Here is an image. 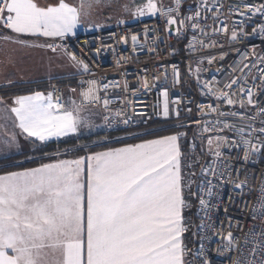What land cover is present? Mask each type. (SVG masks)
I'll use <instances>...</instances> for the list:
<instances>
[{"label":"snow or ice","instance_id":"1","mask_svg":"<svg viewBox=\"0 0 264 264\" xmlns=\"http://www.w3.org/2000/svg\"><path fill=\"white\" fill-rule=\"evenodd\" d=\"M100 2L79 0L77 6L69 4L67 0H56L55 3L41 6L36 0H0V28L9 33L0 35V39L22 47H48L56 51L51 44L34 45L22 37L39 35L62 39L66 34L73 33L81 22V15L87 16L88 10ZM180 4L181 0H175L176 7L164 8L155 0H146L136 7L133 15L159 13L167 18L168 25H177L179 32L188 22L200 18L201 7L197 5L195 16L178 20L172 13L179 14ZM244 8L245 12H239V9L229 11H237L241 16L249 12L264 15V4L258 7L245 4ZM190 26L193 29L199 27L195 22ZM223 27L227 31V26ZM233 27L235 29L237 26ZM165 31L170 32V29L166 28ZM261 31L264 32V27ZM241 34L242 28L240 33L233 30L230 39L237 40ZM131 39L135 42L136 35ZM66 54L85 72L88 71V65L77 61L73 53ZM259 59L264 63V58ZM247 67L249 65L244 64V68ZM255 79L257 77H253V81ZM259 79L264 85V75ZM239 83V80L232 79L225 87L231 88ZM204 86L209 88L208 94L215 95L210 85ZM102 87L106 92L109 85L105 83ZM144 87L148 88L147 82ZM100 88L97 81L89 80L87 88L80 93L81 102H72L70 107H66L59 99L53 101L52 92L44 94L36 91L15 96L10 104L0 97V106H3L0 121H11L19 129L20 135L33 143L39 141L45 144L52 137L78 135L81 128L92 127L88 117L83 114L86 110L85 101L89 104L100 103ZM239 92L242 97H246L241 99V109H256V115L223 112L208 106L224 119H217L212 127L208 126L211 122H205L202 131L223 132L227 129L239 137V140H229L226 136L217 135L216 149L213 150V137L209 136V152L217 159L223 157L221 144L229 148L242 146L245 161L264 151V120L260 121V128L253 126L258 116H264V108L258 107V98L253 99L250 87L241 85ZM163 95L167 97V92ZM232 95L235 93L221 91L216 99L234 106ZM102 103L107 108L111 101L105 98ZM188 111L191 112V109ZM176 113L178 116V109ZM163 116L169 117L167 103L164 104ZM228 117L238 118L241 123L230 124ZM104 120L111 127L112 119L105 116ZM129 121L130 118H125L123 123L127 125ZM194 123L199 125L201 121L196 120ZM181 135L186 134L177 133L72 160L57 159L38 167L0 174V264H184L186 249L182 237L187 229L183 210L188 205L183 194L185 179L177 143ZM0 144L9 148L19 146L16 135L7 136V133L0 137ZM87 147L79 145L74 150L83 151ZM68 151L71 150L66 149L65 154ZM14 166L19 167V164ZM224 171H228V168L225 167ZM209 173L221 183L224 182V174L220 172L217 177L215 164L201 168L206 183L200 184L198 188L206 190L211 198L215 185L207 179ZM191 185L192 181L189 180V191ZM244 187L243 182L235 184L236 189ZM193 195L198 193L194 192ZM199 203L202 209L207 210L209 200L201 198ZM260 210H264V200ZM257 211L253 209V213ZM257 218L253 215V219ZM222 238L228 241L229 251L235 249L238 242L231 231ZM244 243L245 246L252 245L250 251L246 255L241 252L233 264H264V230H249ZM203 264L210 262L205 259Z\"/></svg>","mask_w":264,"mask_h":264},{"label":"built area","instance_id":"2","mask_svg":"<svg viewBox=\"0 0 264 264\" xmlns=\"http://www.w3.org/2000/svg\"><path fill=\"white\" fill-rule=\"evenodd\" d=\"M155 1L159 4L168 1L167 5H160L164 8L176 7L175 0ZM198 4L201 5L200 18L188 22L179 32L177 25H168L167 18L159 14L143 21L90 32L73 39H54L50 43L66 53H73L77 61L88 65V71L83 70L75 79L77 104L81 102L80 93L87 88L89 80H95L101 85L98 93L101 102L89 104L85 101V104L86 108L99 110L103 131L116 135L106 143L140 136L142 134L132 133H135L139 125L150 121L161 122L169 128L192 126L199 129L205 166L215 164L217 177L223 172L224 182L221 183L209 173L207 179L212 180L215 185L211 198L206 190L198 188L200 184L206 183L203 176L196 187L195 262L203 264L206 259L210 264H233L241 256V252L246 255L252 247L251 244L245 246L244 243L249 230H264V210H260L264 200V151L245 161L242 146L229 148L221 144L223 157L217 159L209 152L208 137H213V150L216 149L217 135L226 136L229 140H239V137L227 129L208 133H204L202 129L205 122H211L208 126L212 127L217 119H224L218 117L217 112L212 111L209 105L223 112L256 115V109H241V99H246L239 92L241 85L250 87L253 99L258 98V107L264 108V85L259 79L264 75V71H261L264 63L259 59L264 58V32L261 31L264 27V15L250 12L245 16L239 14L246 11L245 4L258 7L264 4V0H181L179 14L174 12L172 15L178 20L195 16ZM229 9H239V12ZM193 22L198 23L199 27L193 29L190 26ZM224 25L227 26V31L224 30ZM234 25L237 26L235 29ZM166 28L170 32L165 31ZM241 28L243 34L240 38L231 40L232 31L240 33ZM0 30L7 33L2 28ZM133 35L137 37L135 42L131 39ZM244 64L249 67L244 68ZM253 77L257 79L253 81ZM232 79H237L240 83L226 88L225 85ZM145 82L148 84L147 89L144 87ZM105 83L109 85L106 92L102 87ZM205 84L210 85L215 95L208 94L209 88ZM165 91L167 97L163 95ZM221 91L235 93L231 96L235 101L234 106L216 99ZM49 92L53 93V101L59 99L65 104L64 91L59 82L51 83ZM105 98L111 101L107 108L102 103ZM165 103L169 108L167 118L163 116ZM117 113L120 115L117 116ZM105 116L112 119L111 127L105 123ZM125 118H130L127 125L123 123ZM196 120L201 123L197 125L194 123ZM227 120L230 124L241 123L238 118L228 117ZM261 120H264V116H258L253 126L260 128ZM225 167L228 171H224ZM240 182L245 187L236 189L235 184ZM201 198L209 200L207 210L201 208ZM254 208L258 209L256 213H253ZM253 215L258 218L253 219ZM201 224L204 225L203 228L200 227ZM229 231L238 242L231 251L228 241L222 238Z\"/></svg>","mask_w":264,"mask_h":264},{"label":"crops","instance_id":"3","mask_svg":"<svg viewBox=\"0 0 264 264\" xmlns=\"http://www.w3.org/2000/svg\"><path fill=\"white\" fill-rule=\"evenodd\" d=\"M36 2L41 6H46L48 4L55 3L56 0H36ZM67 2L72 5H79V0H67ZM88 21V16L81 15L80 24L77 25L73 33L66 34L64 38L73 39L82 36L92 31L91 29L93 28H99L97 31L108 30L109 28H106V26H109L113 23L107 19L106 21L101 20V22L96 23H88ZM2 34L9 33H5L0 30V35ZM58 38L60 37H43L39 35H29L22 37V39H25L34 45H49L51 44V40ZM55 48L56 51H52V49L48 47H22L19 44L5 42L4 40L0 39V97H3L5 101L10 104L11 99L15 96L29 95L36 91L47 94L50 90V84L59 82L65 95L64 105L66 107H70L71 103L75 102L76 98L75 79L83 72V68L77 62L72 61L66 52L57 47ZM73 89L75 91H72ZM2 109L3 106H0V111H2ZM86 109L95 110L100 117V112L98 109ZM87 117L92 125V127L89 128L91 131L89 134H93V130L96 125L95 120L89 116ZM6 133L7 136L15 134L19 146L9 148L3 144H0V169L12 167L17 164H19V167L0 170V174L9 171H18L22 168L38 167L41 164L50 163L57 159L72 160L80 156H87L91 153L103 152L109 149L122 148L126 146L117 145L103 147L90 151L86 154H80L76 156H66L64 155L63 150L61 151V153H63L61 157L56 158L53 156V154H51L44 157L47 158V160L39 161L41 156H34V152L38 150L39 146L46 145L51 142H62L65 140L82 138L84 136H78L79 134H82V131L80 130L78 135H72L70 137H52L45 144H41V142L36 141L37 146L34 145L31 140H26L24 136L20 135L19 129L15 128L11 121H8L7 123L0 121V137H4ZM104 142L105 140L103 138L101 142L94 143L100 145ZM28 155L30 157L26 158ZM19 156H22V158L26 159H21L20 157L16 161L5 162V160ZM181 167L183 172V164Z\"/></svg>","mask_w":264,"mask_h":264},{"label":"rangeland","instance_id":"4","mask_svg":"<svg viewBox=\"0 0 264 264\" xmlns=\"http://www.w3.org/2000/svg\"><path fill=\"white\" fill-rule=\"evenodd\" d=\"M145 2L146 0H101L99 4H94L93 7L88 10L89 12V14L87 15L89 18L88 23L101 22V20L106 21L107 19L108 21L113 22V23L110 24L109 26L107 25L106 28L112 29L117 26L131 24L134 22H138L141 20L143 21V20L158 16L159 13H157L156 15L145 14L144 16H139V15L134 16L133 15V13L136 11V7ZM162 2L163 3L161 4L164 6L169 3L168 1H165V2L162 1ZM156 3L158 5H161L159 4V2H156ZM91 18H95V19H91ZM121 21L123 22L121 23ZM91 30L92 31L90 32H94V31L99 30V28H93ZM84 115H87L93 120H95L96 125L94 127L93 134H89L91 133L89 128H81L82 134H79L78 136L82 135L86 137L90 135L106 134L102 129V124H101L99 114L95 110L86 109L84 112ZM194 130H195L194 138L190 137L188 139L187 136L181 135V139L179 137L177 141L180 151H182L181 152L182 153L181 154L182 155L181 165L183 164L182 173L185 179V187H184L183 194H184L185 201L188 205V207H186L183 210L184 225L187 229V231L183 234V237H182V242L186 249L184 257H183L184 264H196L195 262L196 243H195V226H194L195 195H193V193L196 192V187L199 183V180L202 177L201 168L205 167V157L202 153V148H201V138H202L201 133L197 127ZM177 133H178L177 130L170 129L167 126L159 127L155 125L149 128H144V129L142 128L138 131H135V133H132V135H138V134H142L143 136L146 135L145 137L137 138L130 142L121 143V144H118V146L129 145V144H139L146 140L159 139V138H163L167 136L176 135ZM101 140L102 139H97V140H94V142L98 143V142H101ZM107 141L108 139L105 138L104 143H106ZM94 142L90 144H86V145H88V148L95 147L98 144H95ZM34 145L37 146L36 142L34 143ZM80 145H85V144H80ZM78 146L73 147V148L68 147V148H65L64 151L63 150L61 151L64 152V155L71 156L70 154L71 153L74 154L76 151L74 149L78 148ZM66 149H69L71 151H68L65 154ZM61 151L54 152L53 156L56 158L61 157L63 155ZM83 154H86V152H84ZM73 156H76V155H73ZM29 157L30 156L28 155L26 158H29ZM26 158L21 157V159H26ZM190 164L192 165V167H189ZM192 173H195V175H192ZM189 180L192 181L191 191H189L187 187V182Z\"/></svg>","mask_w":264,"mask_h":264},{"label":"trees","instance_id":"5","mask_svg":"<svg viewBox=\"0 0 264 264\" xmlns=\"http://www.w3.org/2000/svg\"><path fill=\"white\" fill-rule=\"evenodd\" d=\"M155 125H157L159 127L160 126L161 127L164 126V124L161 123V122H152V121H150V122H147L146 124L139 125L138 128L136 129V131H138V130H140L142 128L144 129V128L153 127ZM170 129L177 130L178 133L186 134L184 136H187L188 139L190 137L194 138V134H195V130L194 129H195V127L189 126V127H185V128H181V129H177V128H170ZM145 136L146 135H144V136L141 135V136H137V137H133V138H129V139H124V140H119V141H114V142H109V143H103V144L97 145L95 147H89L87 149H84L83 151L76 150L74 154L71 153L70 155L73 156V155L83 154L84 152L87 153V152L93 151V150L98 149V148L116 146L118 144L125 143V142H130V141H133V140H135L137 138H142V137H145ZM115 137H116V135H113V134H97V135H90V136L82 137V138H79V139L65 140V141H62V142H51V143H48L46 145L39 146L38 150H36L34 152V156H41V159L39 161H44V160H47V158H44L46 155H51L54 152L64 150L65 148L77 147L80 144H85V145L86 144H90V143L94 142V140H97V139H103L104 138V140H105V138L106 139H113ZM180 139H181V136H180ZM22 156H19V157H22ZM19 157L10 158L8 160H5V162L16 161V160H18ZM9 168H15V166L3 168V169H9ZM3 169H0V170H3ZM194 220H195L194 221V226H195V230H196V219H195V216H194ZM195 243L197 245L196 236H195Z\"/></svg>","mask_w":264,"mask_h":264}]
</instances>
